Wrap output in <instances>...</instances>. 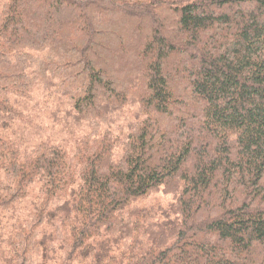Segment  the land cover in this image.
Masks as SVG:
<instances>
[{
    "label": "trees",
    "instance_id": "obj_1",
    "mask_svg": "<svg viewBox=\"0 0 264 264\" xmlns=\"http://www.w3.org/2000/svg\"><path fill=\"white\" fill-rule=\"evenodd\" d=\"M0 264H264V0H0Z\"/></svg>",
    "mask_w": 264,
    "mask_h": 264
},
{
    "label": "rangeland",
    "instance_id": "obj_2",
    "mask_svg": "<svg viewBox=\"0 0 264 264\" xmlns=\"http://www.w3.org/2000/svg\"><path fill=\"white\" fill-rule=\"evenodd\" d=\"M35 94V98L30 101L22 100L21 105L22 108L31 114L34 121L44 126V129L34 132L32 128H26L24 132L26 133V137L28 140H45V139H54L56 141L62 142H71L72 138L69 134H67L60 126L55 125L47 116L48 114L44 111L45 101L44 96L42 94H50V90L47 88L39 87L37 91L33 92ZM65 99H62V102ZM172 196L165 195L162 191L151 196L148 203H153L157 201H161L162 204H167L171 200Z\"/></svg>",
    "mask_w": 264,
    "mask_h": 264
}]
</instances>
